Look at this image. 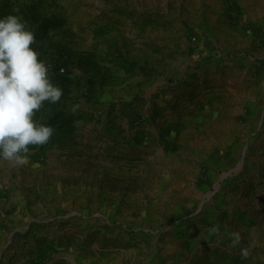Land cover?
Wrapping results in <instances>:
<instances>
[{
	"label": "rangeland",
	"instance_id": "obj_1",
	"mask_svg": "<svg viewBox=\"0 0 264 264\" xmlns=\"http://www.w3.org/2000/svg\"><path fill=\"white\" fill-rule=\"evenodd\" d=\"M0 13L28 22L63 89L34 119L75 126L0 159V264H264V0Z\"/></svg>",
	"mask_w": 264,
	"mask_h": 264
},
{
	"label": "clouds",
	"instance_id": "obj_2",
	"mask_svg": "<svg viewBox=\"0 0 264 264\" xmlns=\"http://www.w3.org/2000/svg\"><path fill=\"white\" fill-rule=\"evenodd\" d=\"M35 39L21 16H0V159L16 165L28 162L29 145H43L53 135L54 127L34 115L44 101L55 103L63 94L32 47Z\"/></svg>",
	"mask_w": 264,
	"mask_h": 264
},
{
	"label": "trees",
	"instance_id": "obj_3",
	"mask_svg": "<svg viewBox=\"0 0 264 264\" xmlns=\"http://www.w3.org/2000/svg\"><path fill=\"white\" fill-rule=\"evenodd\" d=\"M3 15L4 13H0V16ZM35 22L38 24V28L36 30L47 31L56 26V24L50 19L41 20L38 19V17H35ZM46 124H50L54 127L55 131L52 137L58 140L64 139L75 130L72 118H68L64 113L57 114Z\"/></svg>",
	"mask_w": 264,
	"mask_h": 264
},
{
	"label": "built area",
	"instance_id": "obj_4",
	"mask_svg": "<svg viewBox=\"0 0 264 264\" xmlns=\"http://www.w3.org/2000/svg\"><path fill=\"white\" fill-rule=\"evenodd\" d=\"M191 39H192L193 42H196L197 41V38L196 37H192Z\"/></svg>",
	"mask_w": 264,
	"mask_h": 264
},
{
	"label": "crops",
	"instance_id": "obj_5",
	"mask_svg": "<svg viewBox=\"0 0 264 264\" xmlns=\"http://www.w3.org/2000/svg\"><path fill=\"white\" fill-rule=\"evenodd\" d=\"M51 189H53V188H51ZM152 257H154V258H156V259H158V258L160 259V257H159V256H152Z\"/></svg>",
	"mask_w": 264,
	"mask_h": 264
}]
</instances>
